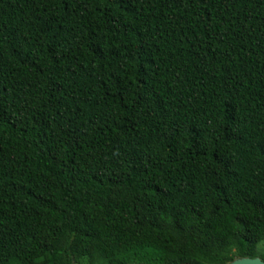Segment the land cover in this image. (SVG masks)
<instances>
[{"label": "trees", "instance_id": "1", "mask_svg": "<svg viewBox=\"0 0 264 264\" xmlns=\"http://www.w3.org/2000/svg\"><path fill=\"white\" fill-rule=\"evenodd\" d=\"M263 242L264 0H0V264Z\"/></svg>", "mask_w": 264, "mask_h": 264}, {"label": "water", "instance_id": "2", "mask_svg": "<svg viewBox=\"0 0 264 264\" xmlns=\"http://www.w3.org/2000/svg\"><path fill=\"white\" fill-rule=\"evenodd\" d=\"M231 264H264V261L259 257L256 258H242L233 261Z\"/></svg>", "mask_w": 264, "mask_h": 264}, {"label": "rangeland", "instance_id": "3", "mask_svg": "<svg viewBox=\"0 0 264 264\" xmlns=\"http://www.w3.org/2000/svg\"><path fill=\"white\" fill-rule=\"evenodd\" d=\"M264 248V242L261 244L260 249Z\"/></svg>", "mask_w": 264, "mask_h": 264}]
</instances>
